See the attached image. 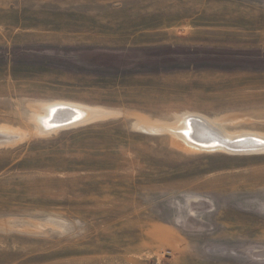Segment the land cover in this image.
<instances>
[{"label": "rangeland", "instance_id": "1", "mask_svg": "<svg viewBox=\"0 0 264 264\" xmlns=\"http://www.w3.org/2000/svg\"><path fill=\"white\" fill-rule=\"evenodd\" d=\"M194 116L264 138V0H0V264H264V151Z\"/></svg>", "mask_w": 264, "mask_h": 264}, {"label": "bare ground", "instance_id": "2", "mask_svg": "<svg viewBox=\"0 0 264 264\" xmlns=\"http://www.w3.org/2000/svg\"><path fill=\"white\" fill-rule=\"evenodd\" d=\"M37 112L42 113V116L40 114L37 116V129L40 134L45 135L85 124L101 115L100 111L70 103L41 104L37 108ZM169 131L174 133V137L177 135L183 139L186 147L191 149L235 153L264 151L263 137L253 134L232 137L227 135L221 127L197 116L185 119L182 124L177 125L176 128H170ZM11 133L13 132H10L9 135ZM24 138L25 135L21 133H13V136L3 139L0 144H12L22 141Z\"/></svg>", "mask_w": 264, "mask_h": 264}]
</instances>
